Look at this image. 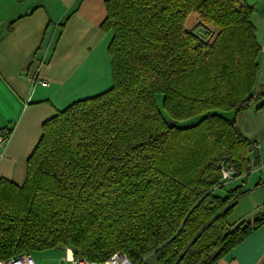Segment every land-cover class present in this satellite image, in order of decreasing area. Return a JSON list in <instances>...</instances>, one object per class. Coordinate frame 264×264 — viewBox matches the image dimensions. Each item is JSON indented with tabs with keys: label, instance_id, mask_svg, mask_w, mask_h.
<instances>
[{
	"label": "trees",
	"instance_id": "trees-1",
	"mask_svg": "<svg viewBox=\"0 0 264 264\" xmlns=\"http://www.w3.org/2000/svg\"><path fill=\"white\" fill-rule=\"evenodd\" d=\"M105 9L111 86L42 123L21 185L0 178V257L67 246L97 261L120 251L136 264H216L264 224V211L229 223L244 191L226 189L220 169L229 161L235 178L253 166L254 142L219 112L256 102L254 8L105 0ZM191 13L206 39L186 28Z\"/></svg>",
	"mask_w": 264,
	"mask_h": 264
},
{
	"label": "crops",
	"instance_id": "crops-1",
	"mask_svg": "<svg viewBox=\"0 0 264 264\" xmlns=\"http://www.w3.org/2000/svg\"><path fill=\"white\" fill-rule=\"evenodd\" d=\"M244 1L254 8L252 21L262 47L264 0ZM105 17V0H0V132L10 129L0 147V178L21 185L42 123L111 86L108 46L113 33L100 28ZM198 22H186V28L198 34ZM260 55L264 59L262 50ZM254 93L256 102L237 116V123L259 147L250 154V171L225 186L243 185L244 194L228 217L233 227L264 211V67ZM216 264H264V224Z\"/></svg>",
	"mask_w": 264,
	"mask_h": 264
},
{
	"label": "built area",
	"instance_id": "built-area-1",
	"mask_svg": "<svg viewBox=\"0 0 264 264\" xmlns=\"http://www.w3.org/2000/svg\"><path fill=\"white\" fill-rule=\"evenodd\" d=\"M261 50L264 52V44L262 45ZM46 84L47 83L45 81L41 82V85L43 86ZM9 133V128H6L0 132V147H2L7 141ZM258 147V144L254 145V149H257ZM220 169L223 181H229L233 179L234 175L236 174L234 165L225 159L220 162ZM64 251V257L58 261L37 263L32 256V253L25 252L8 258L0 257V264H136L133 263L126 254L120 251L112 253L109 257L102 261L91 260L85 257L77 256L75 251L67 246L64 247Z\"/></svg>",
	"mask_w": 264,
	"mask_h": 264
},
{
	"label": "rangeland",
	"instance_id": "rangeland-1",
	"mask_svg": "<svg viewBox=\"0 0 264 264\" xmlns=\"http://www.w3.org/2000/svg\"><path fill=\"white\" fill-rule=\"evenodd\" d=\"M196 18H197V15L195 13H191L188 16L187 24L191 20L196 19ZM200 25H201V23L198 22L197 24L194 25V27H197L198 29H196V30H197L198 34L201 37H203L204 39H206L209 34L207 31H205L206 29L204 27H200ZM258 38L260 41L263 38V34L261 33V31L258 34ZM258 63H259V71L258 72H260L264 67V59L261 55L259 56ZM162 99H163L162 95L158 94L156 96V102H157L158 109L164 115V117L167 118V115L162 108ZM219 113L226 119H233L234 117H236V120H237L238 115L236 116L234 111H224V112H219ZM195 119L196 118L190 119L186 122L180 123L179 125L186 126V125L192 124ZM255 150H253V151H255ZM253 153L254 152H252V155H253ZM252 155H250V161H251ZM226 185H228V181L225 183V186ZM226 189H228V188H226ZM64 254H65L64 248L56 247V248L49 249V250L33 252L32 256L34 257V259L37 263H46V262L61 260L64 257ZM145 264H155V263H154L152 257H146Z\"/></svg>",
	"mask_w": 264,
	"mask_h": 264
}]
</instances>
